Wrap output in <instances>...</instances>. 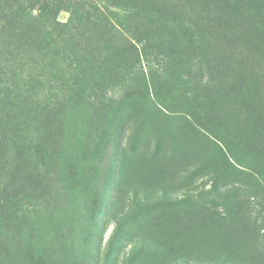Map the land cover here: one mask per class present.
Returning <instances> with one entry per match:
<instances>
[{"label":"rangeland","instance_id":"374dc122","mask_svg":"<svg viewBox=\"0 0 264 264\" xmlns=\"http://www.w3.org/2000/svg\"><path fill=\"white\" fill-rule=\"evenodd\" d=\"M0 264H264V0H0Z\"/></svg>","mask_w":264,"mask_h":264}]
</instances>
